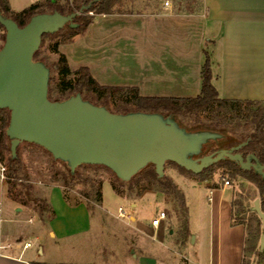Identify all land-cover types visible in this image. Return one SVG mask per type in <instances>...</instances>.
<instances>
[{
	"label": "crops",
	"instance_id": "obj_1",
	"mask_svg": "<svg viewBox=\"0 0 264 264\" xmlns=\"http://www.w3.org/2000/svg\"><path fill=\"white\" fill-rule=\"evenodd\" d=\"M8 1L13 10L22 9ZM172 2L164 0L155 9L140 13L96 15L83 34L59 44L58 50L65 55L70 69L86 66L100 84L136 86L144 96L178 97L198 94L200 70L205 59L204 51H207L211 61V80L219 96L264 99V0H199L196 9L187 10L173 7ZM7 185V180L0 181V264H97L96 258L101 259L99 264H109L108 261L114 259V254H108L105 249L95 259L76 258L71 250H64L68 256L41 258L48 236L55 254L62 251L56 247L58 240L67 239L74 233L91 234L96 229L98 236H102V224L93 225L87 203L73 196L67 202L71 208L82 204L88 211L86 226L67 232L53 231L51 224L55 211L49 220H41L33 209L10 196ZM141 195L121 198L133 202ZM4 196L13 201L11 207L15 214L4 210ZM24 209L37 215V223L31 229L23 230L13 225L14 221L18 222L17 214ZM126 209L132 220L123 221L113 214L122 229L118 233L116 227L111 228L108 235L115 240L122 237L127 247L122 259L127 264H221L219 255L211 249L214 244L212 236L208 251L198 255L191 253V257L187 254L190 251L187 246L189 229L185 234L182 227L177 226L165 236L160 223L150 225L135 216L132 209ZM167 217L166 213L163 220ZM28 221H33L32 217ZM230 225L235 223L230 222ZM114 226L118 227V224ZM149 228L159 238L150 234ZM140 235L145 238L151 235V240L157 239L163 244L162 248ZM28 237H34L37 250L40 248L39 257L35 251H29L32 242ZM235 243L233 239L234 249ZM217 244H220L218 239ZM240 257L242 259L233 251L227 264H240Z\"/></svg>",
	"mask_w": 264,
	"mask_h": 264
},
{
	"label": "water",
	"instance_id": "obj_2",
	"mask_svg": "<svg viewBox=\"0 0 264 264\" xmlns=\"http://www.w3.org/2000/svg\"><path fill=\"white\" fill-rule=\"evenodd\" d=\"M95 1L68 14L57 10L33 14L23 26L0 13V24L5 29L0 46V109L10 112L5 133L10 139L12 158L17 157L19 143L29 142L65 162L71 173L82 164L103 165L123 182L148 164H153L161 177L168 161L199 173L224 158L238 163L242 169L264 175V164L253 153L243 156L239 151L247 141L208 152V145L223 134L188 129L172 114L113 112L83 98L80 92L58 100L48 97L50 67L34 58L42 35L54 33L66 24L76 27V15L88 10ZM250 209L261 219L262 250L264 212L259 198L253 200Z\"/></svg>",
	"mask_w": 264,
	"mask_h": 264
},
{
	"label": "rangeland",
	"instance_id": "obj_3",
	"mask_svg": "<svg viewBox=\"0 0 264 264\" xmlns=\"http://www.w3.org/2000/svg\"><path fill=\"white\" fill-rule=\"evenodd\" d=\"M34 1L35 0H11V4L16 8H23ZM128 1L129 0H127V2ZM172 1L173 7L187 10L196 9L199 0ZM132 2V5L130 4L131 6L128 5L131 8L140 11H148L158 7L164 0H132ZM0 44L2 45V41H0ZM41 58L46 65L50 67V75H53L54 68L52 64L54 55L44 48ZM179 120L182 121L181 119ZM182 122L187 123L184 121ZM17 154L25 167V177H27L32 186V193L47 198L51 208L55 211L56 216L52 222L53 224H51L53 231L67 232L68 230L75 228L80 229L86 226V215L88 211L84 210L85 208L82 204L79 207L71 208L67 201L74 196L86 202V197L80 194V191L89 189L86 178L102 179L101 203L100 205L90 203V214L88 213V216H91L89 217L93 225L98 222L102 224L104 234L98 236L99 233H97V229L93 230L91 234L74 233L68 236L67 239L64 238L57 241L56 247L62 249V251L56 252L55 254L50 246L51 243L49 239H51V237L48 236L45 240L44 252L41 258L46 259L68 256V252L64 250H71L70 252L73 251L76 255L74 257L76 258L84 260L90 258L95 259L99 257V252L105 249V251H108V254H114V259H110L108 261L109 264H127V261L122 259V256H125V253H127V247L125 243H123L122 237H118L117 239L119 240H115L111 235H108V233L111 232L110 229L114 227L117 228L116 230H118V233L121 232L120 229L122 228L119 226V223L113 219V214H116L118 207L122 206L132 209L135 216L150 225H152L151 219L156 216L160 210H166L168 217L164 220L162 219L159 224L165 236H168L169 231L175 230L177 226L178 228L183 227L184 222H186L191 232L190 236L187 238V246L190 249L187 253L189 256H191V253H196L197 255L206 253L208 251L209 238L212 236L214 244L211 246V249L212 252L214 251L215 255H219L221 264H227V262L231 260L233 251L237 256H243L244 264L264 263V254H261L264 248L261 250L259 247L261 220H259L250 209L253 205V200L258 198L257 188L254 182L239 174L232 175V173L228 172L225 168L218 167L214 169L210 177L199 180L198 177L180 169L176 165L166 163L163 176L171 178L182 191L186 207V216H184L173 196L161 193L155 189L145 191L140 197L133 200V202L126 198L138 196L135 192L131 194L127 193V195H125L127 197L122 199L111 185L110 180L115 181L116 176L109 169L80 165L76 168L80 178L75 179L66 187L63 185V177L67 174L69 167L65 162L54 159L44 148L29 142L19 143ZM224 179L229 181L228 185L224 184ZM128 187V183L123 185L126 192L128 191ZM63 188L66 189L70 196L67 200L63 196ZM233 200L235 202L234 205L232 204ZM2 203L4 210H7L11 214H15V211L11 207L13 203L11 199L4 196V198H2ZM131 203L135 204V206H132ZM231 209L235 213L233 218L230 215ZM30 212L24 209L22 212L18 213V222L14 221L13 225L23 230L34 227L38 218L37 215ZM29 217H32L33 221H28ZM230 222H234L235 225L231 226ZM116 224H118V227L114 226ZM151 230L152 228H149L148 232L150 233ZM150 234H152V232ZM152 235H154L155 238H159L157 233ZM140 236L145 238L143 235ZM146 238H149L152 244L162 248L163 244L157 242V239L151 240V235H147ZM28 239L32 242L29 251H35L36 256L39 257L37 252H40V248L37 250L38 246L34 237H28ZM217 239L220 242L219 245L217 244ZM233 239L237 242L235 243V249L234 245H232ZM241 244L243 247L246 246V250H243ZM251 245L255 248L248 250L247 248ZM111 249L112 252H109ZM108 254L107 256L111 258ZM96 262L99 264L102 261L100 258H96ZM240 264H242L241 257Z\"/></svg>",
	"mask_w": 264,
	"mask_h": 264
},
{
	"label": "trees",
	"instance_id": "obj_4",
	"mask_svg": "<svg viewBox=\"0 0 264 264\" xmlns=\"http://www.w3.org/2000/svg\"><path fill=\"white\" fill-rule=\"evenodd\" d=\"M90 1L37 0L21 10L15 11L10 7L8 0H0V13L11 17L19 26H23L33 14L51 12L53 10L68 14L76 11L80 5L88 4ZM132 3V0L128 2L127 0H97L92 3L88 10L76 15L73 20L77 23L76 27H70L66 24L54 33L42 35L40 47L34 53V58L42 60L41 55L44 48L54 55L52 64L54 74L50 75L48 97L52 100H58L68 97L72 93L80 92L83 98L95 104L104 105L113 112L126 113L132 110H141L160 112L164 115L172 114L181 125L188 129H208L223 134L221 139L208 145L209 149H206L208 152L215 151L223 146L227 147L247 141L239 151L243 156L253 153L264 164V99H236L219 96L211 80V61L207 51H204L205 59L200 70V90L195 96H144L139 93L136 86L100 84L86 66H81L74 70L70 69L65 55L58 50L59 44L70 42L74 37L83 34L96 15L140 13V10L130 7ZM90 11L92 13H89ZM4 34L5 29L0 24V41L3 40ZM9 116L10 112L7 108L0 109V162L6 166V172L9 177L7 179L9 194L20 204L27 205L33 209L41 220H49L54 216V210L51 208L48 199L32 193V186L27 177H25V167L18 154L15 158L11 156L10 139L5 133ZM179 119L187 123H183ZM166 163L176 165L180 169L198 177L199 180L210 177L214 169L218 167L225 168L232 175L239 174L255 183L260 208L264 212V175L255 172L253 169H242L238 163L228 158L219 160L199 173H193L171 161ZM82 165L109 169L103 165ZM79 178L80 175L77 169L73 173L68 170L63 177V185L68 187L75 179ZM86 180L89 184V189L80 191V194L86 197L88 206H90V203L100 205L102 179L86 178ZM110 181L114 191L120 196L133 192L136 195H140L144 191L152 189L171 195L176 200L177 206L182 210L183 215L186 216L182 191L168 176L159 177L153 164L145 166L127 182H123L117 177H115V181ZM126 183L129 184L127 192L123 188ZM63 196L66 200L70 198L66 189H64ZM77 202L79 200H76ZM234 203L233 200L232 204L234 205ZM234 214L231 211L232 218ZM255 215L261 220L256 213ZM182 230L185 234L188 233L186 222H184ZM254 248L251 245L247 249L252 250ZM243 250H246V246L243 247ZM261 254H264V250ZM242 264H244L243 256Z\"/></svg>",
	"mask_w": 264,
	"mask_h": 264
},
{
	"label": "built area",
	"instance_id": "obj_5",
	"mask_svg": "<svg viewBox=\"0 0 264 264\" xmlns=\"http://www.w3.org/2000/svg\"><path fill=\"white\" fill-rule=\"evenodd\" d=\"M89 13H92V12L90 11ZM8 178L9 177L6 172V166L2 162H0V181H6ZM223 181L225 185L229 184V181L227 179H224ZM115 217L123 221L132 220L131 213L125 207H122V206L118 207ZM165 217H166L165 211L160 210L158 214L151 219L152 225H155V226L158 225L160 221Z\"/></svg>",
	"mask_w": 264,
	"mask_h": 264
}]
</instances>
